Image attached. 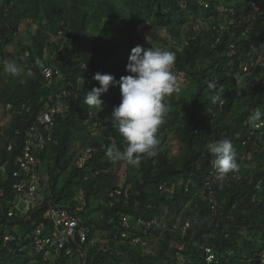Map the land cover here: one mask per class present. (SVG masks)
<instances>
[{
    "label": "trees",
    "instance_id": "16d2710c",
    "mask_svg": "<svg viewBox=\"0 0 264 264\" xmlns=\"http://www.w3.org/2000/svg\"><path fill=\"white\" fill-rule=\"evenodd\" d=\"M252 1L264 5V0H0V108L31 104L5 125L0 121V264H264V143L244 141L245 122L256 110L264 118V67L247 73L239 69L241 62L254 63L264 52V18L248 26L240 23L254 14L249 9ZM223 6L240 24L233 30L236 34L196 28L201 20H222ZM25 23L36 27L30 39L22 40ZM243 30L249 31L248 40L241 38ZM60 31L62 36L55 39ZM85 34L92 38L93 52L77 46ZM232 44L239 52L232 53ZM137 45L175 52L173 71L180 91L165 99L169 111L158 131L157 155L129 165L109 160L106 151L125 147L109 118L121 102L119 81L129 75L126 65ZM26 50L30 55L22 59ZM37 59L44 67L56 63L64 77L55 74L47 80ZM6 62L17 63L22 75L7 74ZM97 72L116 81L100 97L105 112L84 104L88 90L100 87L92 79ZM80 77L84 82L69 99L71 112L58 120L52 149L41 153L45 193L39 199L46 207L32 212V218L10 216L13 172L27 129L38 120L45 98ZM209 83L217 85L222 102H211L216 92ZM244 83L248 87L242 90L239 85ZM90 110L98 112L93 119ZM224 138L237 153L240 178L220 183L210 179L213 157L206 145ZM87 147L95 152L80 167L76 159ZM123 165L126 180L119 184ZM117 189H128L129 196H113ZM82 191V215L86 224L96 226L90 235L100 240L97 247L76 244L71 252L63 250L45 260L43 252L31 247L30 235L46 220L51 202L74 207ZM125 216L157 217L171 226L178 223V228L145 231L137 220L127 225ZM188 220L193 225L183 236ZM8 232L14 239L7 242ZM137 236L151 240L148 251L132 244ZM102 244L109 246L106 251L100 250ZM207 246L218 262L207 261Z\"/></svg>",
    "mask_w": 264,
    "mask_h": 264
},
{
    "label": "built area",
    "instance_id": "2783aa9c",
    "mask_svg": "<svg viewBox=\"0 0 264 264\" xmlns=\"http://www.w3.org/2000/svg\"><path fill=\"white\" fill-rule=\"evenodd\" d=\"M250 10L254 12L253 15H247L243 17V21L240 23H247L252 25L258 22V18H264V5L263 2L252 1L250 3ZM222 11L226 12L222 20L216 21L213 20V17L205 21L201 20V24L197 25V29L208 28L222 30L223 32H230L232 35L236 34L233 32L234 29L240 27L239 22H236L235 18L232 15H229L228 9L222 7ZM62 31L55 35V39H58L62 36ZM242 39H249V31L243 30L241 32ZM235 43V42H234ZM251 44V47H253ZM232 53L239 52V49L235 44L230 46ZM2 53L1 40H0V55ZM30 55L29 50H26L22 53L21 58L24 59ZM57 58L59 55L56 56ZM60 61V60H59ZM264 67V52L260 54V57L256 59L254 63H245L241 62L239 69L243 72H249L252 68ZM85 67H87L85 65ZM240 73V72H239ZM237 73V81L241 80L240 74ZM43 74L47 80H52L54 75L61 79L64 77L63 73L56 67V63L48 64L43 69ZM84 82L82 77L78 78L77 81H68V85L60 87L59 90L49 95L43 100V108L39 113L38 120L35 121L26 131L23 150L16 158V169L13 172L14 183L13 190L15 192V199L12 201V207L9 211L10 216L19 215L28 218H32L31 213L36 212L38 209L46 207L42 204L39 196L44 195V174H43V160L41 153L49 151L52 149L55 140V129L58 125V120L60 118H65L71 112L70 96L74 95L78 89L81 88V84ZM31 104L24 103L22 105H15L13 103H8L4 108L6 111L7 121L12 120L16 115H23L25 111L30 110ZM95 112L94 110H90ZM89 119H93L97 116H90ZM99 124L102 126L105 124L104 119L99 121ZM246 136L245 143L253 141L258 143L259 141L264 143V118H261L259 121L250 123V119L245 122ZM199 131V128L196 132ZM9 149H13V143L9 144ZM95 149L93 147H87L83 149L80 155L76 159V163L83 167L86 162L93 156ZM230 177L240 178L239 172L231 173L227 178L219 176L216 170L213 168L211 163L210 170V179L217 182H225ZM208 186H212V181L207 182ZM129 196L128 189L122 190L117 189L112 193L113 196L123 195ZM213 201V199H212ZM75 206L73 207H60L52 202L48 205L45 212L46 220L40 222L36 229L30 235V245L32 248L39 252L44 253V259L49 260L52 254H59L63 250L68 252L72 251L74 245H85L96 246L98 241L97 238H94L90 235L92 229H96V226H90L86 224L85 218L82 215V212L85 209L86 201L84 198V192L82 191L76 198ZM111 204L114 203L112 200ZM130 216L124 217V222L127 225H131L136 220L138 221L137 225H144L145 231L150 228L155 227L160 229L163 232V229L169 228L171 226L169 221H163L160 218L154 217L152 219H147L145 217H138L136 220H133ZM142 224V225H141ZM191 220L185 222L182 232L183 236L187 234L188 230L192 227ZM172 228H178V223H175ZM123 236L127 237L126 233H123ZM14 239V234L8 232L5 236V241H10ZM132 244L137 247H143L145 251H148L149 248L153 245L150 239H144L142 236L134 237ZM183 244L180 248H183ZM109 246L107 244H102L100 250H107ZM206 259L209 263L218 262V256L214 253L212 247H206ZM87 252H85V255Z\"/></svg>",
    "mask_w": 264,
    "mask_h": 264
},
{
    "label": "clouds",
    "instance_id": "9594fccd",
    "mask_svg": "<svg viewBox=\"0 0 264 264\" xmlns=\"http://www.w3.org/2000/svg\"><path fill=\"white\" fill-rule=\"evenodd\" d=\"M175 62V52L160 47L144 48L137 45L131 49L126 65L129 75L122 76L119 81L121 102L114 107L109 118L111 125L123 138L125 147L123 151L108 148L106 156L109 160L138 165L142 158L157 155L160 143L158 131L165 123L169 111L165 99L180 91L173 71ZM35 64L44 69L39 59ZM4 71L13 77H19L24 72L15 62H6ZM32 75L33 72L29 70L27 76ZM92 79L98 81L100 87L88 90L84 104L99 112L103 107L101 95L107 93L116 81L112 75L99 72L95 73ZM208 87L214 92L217 90L215 83H209ZM239 87L243 90L248 84L244 83ZM211 102H222L218 92L211 96ZM98 112L90 111V116ZM261 116L262 113L256 110L250 118V123L259 121ZM206 147L213 157L211 163L219 176L227 178L229 174L238 171L237 153L230 139L212 141Z\"/></svg>",
    "mask_w": 264,
    "mask_h": 264
},
{
    "label": "rangeland",
    "instance_id": "374dc122",
    "mask_svg": "<svg viewBox=\"0 0 264 264\" xmlns=\"http://www.w3.org/2000/svg\"><path fill=\"white\" fill-rule=\"evenodd\" d=\"M144 26L145 25H143L142 27H144ZM35 27H36V25H34L32 23L31 24L25 23L23 25L21 33H20L22 40L30 39V35L35 30ZM14 48H15V45L10 47V49H12V50ZM102 111L105 112V108L103 109V107H102ZM0 121L2 122L3 125H5L7 123V118L4 116V108H0ZM126 170H127V165H123V167L121 169V176L119 178V184H123L125 182V180H126V177H125L126 176ZM132 174L135 175L136 171L132 172Z\"/></svg>",
    "mask_w": 264,
    "mask_h": 264
},
{
    "label": "water",
    "instance_id": "95a60500",
    "mask_svg": "<svg viewBox=\"0 0 264 264\" xmlns=\"http://www.w3.org/2000/svg\"><path fill=\"white\" fill-rule=\"evenodd\" d=\"M77 46L83 52H93L94 51L92 38L87 34L81 36L78 39Z\"/></svg>",
    "mask_w": 264,
    "mask_h": 264
}]
</instances>
